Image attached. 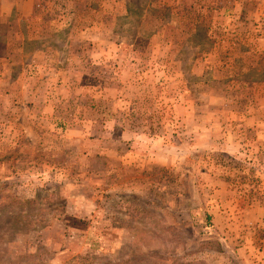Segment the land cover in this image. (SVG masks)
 Segmentation results:
<instances>
[{
  "label": "rangeland",
  "instance_id": "obj_1",
  "mask_svg": "<svg viewBox=\"0 0 264 264\" xmlns=\"http://www.w3.org/2000/svg\"><path fill=\"white\" fill-rule=\"evenodd\" d=\"M234 3L0 0L55 100L0 148V264H264V0Z\"/></svg>",
  "mask_w": 264,
  "mask_h": 264
},
{
  "label": "crops",
  "instance_id": "obj_2",
  "mask_svg": "<svg viewBox=\"0 0 264 264\" xmlns=\"http://www.w3.org/2000/svg\"><path fill=\"white\" fill-rule=\"evenodd\" d=\"M234 2V12L235 15H238L236 19H240V17H242V15H244L245 13L244 4L242 3V0H234ZM29 39L32 40V38L30 37ZM10 48L11 44H9L7 49L9 50ZM22 49L25 48L22 47ZM251 52V54L255 56L254 60H256V62L260 56V60L258 61L264 62V46L262 44L256 46L251 50ZM35 53L36 51L34 50V52L32 53L34 55H31V61L27 66H24V64H22L21 60H19V57L17 60H14V58L10 55H7L2 59L0 58V148H6L10 146L20 147L21 141L23 142L22 138H29L30 145H33L34 143H36L40 133L49 132L51 129L53 130L52 126H50L52 123V115L49 114V111L54 106L53 101L55 100H52L54 99V97L50 96V93L45 92V89L41 90L40 87H38L41 84L43 87H45L46 85H51L53 81L51 77L47 76V74H45L43 78L38 76V74L41 72V69L44 68V71H46L47 63L45 64L46 66L38 67L39 64L36 61L37 57ZM65 63L66 61L58 62L56 67L58 69L57 79H64V81L59 80V83L64 82V84H66L67 81L68 84H74V82H71V79H68L69 75L73 73L72 70L74 68L70 66L69 63V67H65ZM48 65L52 67L54 66V64ZM254 67H256V64ZM15 68H18L20 72L18 71L17 75L13 76L15 74ZM26 69H33L36 70V72L32 73L28 71L26 74ZM25 75H27L26 79ZM24 79L28 86L27 92L20 91L19 89V85L21 81L23 82ZM112 99H116V96H113ZM59 105H61L60 102ZM57 106L58 104L55 105V107ZM259 113V117H263L264 110L260 111ZM39 121H43L47 126L40 127V125L36 124V122ZM261 126L263 125H260V121L258 120V128L256 130H259ZM75 129L78 130L77 128ZM56 132L59 133L58 131ZM79 138L83 140L81 134ZM94 141L100 142L99 139H94ZM91 145H95L94 142H91ZM87 156L88 155H83V157H86V159H88ZM252 207L253 206H251V208H248L247 211H254ZM263 208L264 206H262V208H260L259 210H256V212L262 211Z\"/></svg>",
  "mask_w": 264,
  "mask_h": 264
}]
</instances>
